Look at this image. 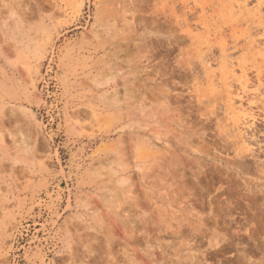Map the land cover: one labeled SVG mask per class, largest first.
Wrapping results in <instances>:
<instances>
[{
	"label": "rangeland",
	"instance_id": "rangeland-1",
	"mask_svg": "<svg viewBox=\"0 0 264 264\" xmlns=\"http://www.w3.org/2000/svg\"><path fill=\"white\" fill-rule=\"evenodd\" d=\"M0 264H264V0H0Z\"/></svg>",
	"mask_w": 264,
	"mask_h": 264
},
{
	"label": "bare ground",
	"instance_id": "bare-ground-1",
	"mask_svg": "<svg viewBox=\"0 0 264 264\" xmlns=\"http://www.w3.org/2000/svg\"><path fill=\"white\" fill-rule=\"evenodd\" d=\"M243 75H244V74H243ZM244 77H246V76H243L242 78H244ZM246 78H247V77H246ZM246 82H247V81H246ZM241 83L243 84V87H242V88H244V87H245L244 89L246 90V89H247V85L244 83V81H242ZM229 87H230V86H229ZM226 88H227V87H226ZM227 90H228V89H227ZM240 100H243V99H242V97L240 98ZM243 101H244V100H243ZM231 106H232V105H231ZM243 106H244V105H243ZM243 106H242V105H240V107H239V108H240V109H242V107H243ZM234 110H235V109H234ZM244 110H245V109H244ZM231 111H232V110H231ZM232 112H233V111H232ZM242 112H243V111H242ZM245 115H247V114H244V116H245ZM245 117H246V116H245ZM245 120H246V119H245ZM236 126H237V128H238V126H239V123H238V124H236ZM235 128H236V127H235ZM236 130H237V129H236ZM233 134H234V133H233ZM244 135H245V134H244ZM240 138H241V137H240Z\"/></svg>",
	"mask_w": 264,
	"mask_h": 264
}]
</instances>
